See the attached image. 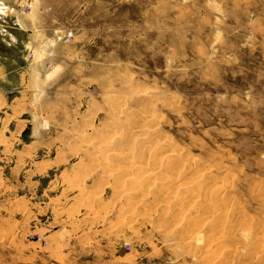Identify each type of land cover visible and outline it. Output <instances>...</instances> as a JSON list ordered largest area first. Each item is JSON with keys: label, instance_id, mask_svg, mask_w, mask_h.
<instances>
[{"label": "rangeland", "instance_id": "374dc122", "mask_svg": "<svg viewBox=\"0 0 264 264\" xmlns=\"http://www.w3.org/2000/svg\"><path fill=\"white\" fill-rule=\"evenodd\" d=\"M11 2L0 264H264V0Z\"/></svg>", "mask_w": 264, "mask_h": 264}, {"label": "crops", "instance_id": "0c3cea01", "mask_svg": "<svg viewBox=\"0 0 264 264\" xmlns=\"http://www.w3.org/2000/svg\"><path fill=\"white\" fill-rule=\"evenodd\" d=\"M11 4V0H0V110L5 106L15 109L20 108L21 105H18V102L21 104L23 100L24 88L27 84V67L23 68L19 65L24 61V57L22 58L21 51L18 48L20 42L17 37L20 31H32L28 34L29 46H43L44 34L40 29L42 26L38 24L36 16H7L10 14ZM34 17L36 19L35 23L33 21ZM12 21L16 23V26L11 25ZM33 31L38 32L34 33ZM11 39L15 40L10 41ZM7 53L12 54L13 61L17 64L13 69L8 68L2 61V58H8ZM29 132L30 129L25 126L19 134L24 137ZM78 192H81V189H78Z\"/></svg>", "mask_w": 264, "mask_h": 264}, {"label": "bare ground", "instance_id": "6f19581e", "mask_svg": "<svg viewBox=\"0 0 264 264\" xmlns=\"http://www.w3.org/2000/svg\"><path fill=\"white\" fill-rule=\"evenodd\" d=\"M142 126V125H141ZM139 130V129H138ZM130 135H131V133H130ZM82 136V135H81ZM137 136H139V135H137ZM106 137V136H105ZM105 143V142H104ZM106 144V143H105ZM108 146V145H107ZM169 147V146H168ZM167 147V148H168ZM76 148V147H75ZM179 152V151H178ZM102 153H104V152H102ZM129 153V152H128ZM128 155V154H127ZM130 155V154H129ZM90 160V159H89ZM93 163H96L95 161L93 162ZM97 165V164H96ZM154 167V166H153ZM176 169V168H175ZM174 169V170H175ZM135 171V170H134ZM141 171V170H140ZM139 171V172H140ZM146 171V170H145ZM128 173H129V171H128ZM137 173V172H136ZM99 176V175H98ZM161 176V175H160ZM164 177V176H163ZM78 179V178H77ZM148 179V178H147ZM163 180V179H162ZM182 182V181H181ZM119 183V182H118ZM68 184V183H67ZM72 184H75V183H72ZM106 184V183H105ZM121 184V183H120ZM136 186V185H135ZM215 187H217L218 185L216 184V185H214ZM75 188H77V187H75ZM83 189V188H82ZM73 190V189H72ZM67 200V199H66ZM102 200V199H101ZM91 206V205H90ZM87 207H89V206H87ZM109 207V206H108ZM101 210V209H100ZM70 211V210H69ZM67 212V211H66ZM119 215V214H118ZM122 222V221H121Z\"/></svg>", "mask_w": 264, "mask_h": 264}, {"label": "trees", "instance_id": "16d2710c", "mask_svg": "<svg viewBox=\"0 0 264 264\" xmlns=\"http://www.w3.org/2000/svg\"><path fill=\"white\" fill-rule=\"evenodd\" d=\"M5 52V51H4ZM6 55H8V57H10V56H12V54L11 53H7ZM13 57V56H12Z\"/></svg>", "mask_w": 264, "mask_h": 264}, {"label": "built area", "instance_id": "2783aa9c", "mask_svg": "<svg viewBox=\"0 0 264 264\" xmlns=\"http://www.w3.org/2000/svg\"><path fill=\"white\" fill-rule=\"evenodd\" d=\"M71 35V34H70ZM129 248H130V246H129Z\"/></svg>", "mask_w": 264, "mask_h": 264}]
</instances>
